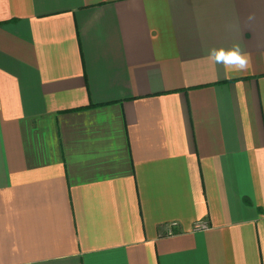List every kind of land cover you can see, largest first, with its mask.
<instances>
[{
    "label": "crops",
    "instance_id": "0c3cea01",
    "mask_svg": "<svg viewBox=\"0 0 264 264\" xmlns=\"http://www.w3.org/2000/svg\"><path fill=\"white\" fill-rule=\"evenodd\" d=\"M0 264H264V0H0Z\"/></svg>",
    "mask_w": 264,
    "mask_h": 264
},
{
    "label": "clouds",
    "instance_id": "9594fccd",
    "mask_svg": "<svg viewBox=\"0 0 264 264\" xmlns=\"http://www.w3.org/2000/svg\"><path fill=\"white\" fill-rule=\"evenodd\" d=\"M211 58L217 63H221L226 66H235L238 69H243L247 63L238 48L227 52L224 50H213Z\"/></svg>",
    "mask_w": 264,
    "mask_h": 264
},
{
    "label": "built area",
    "instance_id": "2783aa9c",
    "mask_svg": "<svg viewBox=\"0 0 264 264\" xmlns=\"http://www.w3.org/2000/svg\"><path fill=\"white\" fill-rule=\"evenodd\" d=\"M208 225L205 222H196L194 225V230H201V229H206Z\"/></svg>",
    "mask_w": 264,
    "mask_h": 264
}]
</instances>
